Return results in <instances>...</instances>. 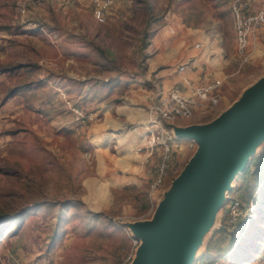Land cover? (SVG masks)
Returning <instances> with one entry per match:
<instances>
[{
    "label": "rangeland",
    "instance_id": "obj_1",
    "mask_svg": "<svg viewBox=\"0 0 264 264\" xmlns=\"http://www.w3.org/2000/svg\"><path fill=\"white\" fill-rule=\"evenodd\" d=\"M9 1L11 24L22 30L10 33L0 21V264H120L129 248L120 221L149 215L146 169L154 154L145 162L135 151L144 127H134L146 118L151 82L159 83L147 79L144 60L175 54L145 50L146 43L161 38L172 46L183 36L187 46L203 37L216 43L229 74L220 110L264 74V22L238 66L226 0H112L102 21L92 16V0ZM249 9L264 12V0H252ZM74 108L86 117L75 119ZM218 111L175 123L203 122ZM108 131L118 140L102 144L100 134ZM194 147H174L179 170ZM262 153L264 138L225 193L215 227L203 229L193 264H264V161L252 162ZM233 197L241 213L230 225Z\"/></svg>",
    "mask_w": 264,
    "mask_h": 264
},
{
    "label": "water",
    "instance_id": "obj_2",
    "mask_svg": "<svg viewBox=\"0 0 264 264\" xmlns=\"http://www.w3.org/2000/svg\"><path fill=\"white\" fill-rule=\"evenodd\" d=\"M164 125L174 138L191 139L195 147L149 216L120 221L138 239L128 264H193L203 229L209 223L215 227L225 193L264 138V74L210 119Z\"/></svg>",
    "mask_w": 264,
    "mask_h": 264
},
{
    "label": "built area",
    "instance_id": "obj_3",
    "mask_svg": "<svg viewBox=\"0 0 264 264\" xmlns=\"http://www.w3.org/2000/svg\"><path fill=\"white\" fill-rule=\"evenodd\" d=\"M233 24L234 33V53L239 58L238 66H241L249 59V37L264 22V12L262 9L250 10L252 0H226ZM112 0H92V16L98 20H103V13ZM16 11L22 15L25 12L24 4L19 3ZM167 10L163 17L168 18ZM201 43L195 42L194 47ZM186 63L176 66L175 72H182ZM229 74L208 75L202 81L192 84L185 76L180 77L179 85L168 87L154 86V93L146 108V118L140 121L144 127V132L139 143L135 146V151L141 153L143 161H148V157L153 155L154 163L146 169L149 181L146 189V199L148 202L147 213L150 214L165 184L169 182L179 171L178 163L175 160L174 147L180 142L186 143L187 147H194L195 142L191 139H177L172 136L170 129L164 122H173L180 118L191 117L194 113L207 114L218 111L224 99L223 83ZM75 119L86 117L80 109H73ZM240 201L233 197L228 199L226 207V221L233 224L240 215ZM149 216V215H148ZM129 248L121 255L120 264H128L138 239L131 236L128 231ZM207 264H217L215 259Z\"/></svg>",
    "mask_w": 264,
    "mask_h": 264
},
{
    "label": "crops",
    "instance_id": "obj_4",
    "mask_svg": "<svg viewBox=\"0 0 264 264\" xmlns=\"http://www.w3.org/2000/svg\"><path fill=\"white\" fill-rule=\"evenodd\" d=\"M172 15L168 16V18L163 17V19L166 21L165 27L166 25L169 26L167 27V30L169 31L168 33H172L173 31L172 27L169 25V22H172ZM184 28L185 31L191 30L190 27ZM205 38L206 37L194 38L192 40L193 42L190 43L191 46H187L188 43L183 44V40L186 39V36H183V39H178L175 43L172 44V46L169 45L170 43L168 42V40H161V38L153 40L152 43H146L145 50L146 48H148L149 51H151V47L157 49L161 47L164 50L168 48L173 49L175 53L173 57H170L168 53L164 55L161 52L155 54L153 53V56L146 55L144 62L148 64L145 73L147 79H149V81L154 80L156 83L158 82V86L168 87L170 85H179L181 76H185L192 84H194L202 81L206 76L211 74L222 75L224 71L221 69V60L218 59L220 53H217L220 48L218 47V45H216V43L215 46H212L209 40ZM195 42L201 43L200 46L204 47V49L201 47H194L193 44ZM194 50L197 51L196 55H194ZM175 56H177V59L176 61H173L175 60ZM180 63H186V65L184 66L182 72L176 73L175 68ZM152 83L153 82H151V84ZM140 118L143 120L145 119L143 115H141ZM140 121L137 122V125H135L134 128H143L142 125H138L140 124ZM110 136L115 137L117 140L119 137L114 131L102 132L100 134V141L102 142V144H104V142H106V139H108Z\"/></svg>",
    "mask_w": 264,
    "mask_h": 264
},
{
    "label": "trees",
    "instance_id": "obj_5",
    "mask_svg": "<svg viewBox=\"0 0 264 264\" xmlns=\"http://www.w3.org/2000/svg\"><path fill=\"white\" fill-rule=\"evenodd\" d=\"M13 13H14L13 6L10 3V1L9 0H0V21L3 25L2 27L7 28V30L10 33H18L22 29L18 26H14V27L12 26L11 19H12ZM263 161H264V153L260 154L259 156L254 157V159L252 160L253 163L259 162V164L262 163ZM246 170H247V168H246ZM10 217L13 219L14 215L11 214ZM243 220H244V218H243ZM245 220H247V219H245ZM245 220H244V222H245ZM242 226H244V223L241 226H239V228ZM244 231H245V228L243 229V231H240V235L243 236ZM244 245H246V243Z\"/></svg>",
    "mask_w": 264,
    "mask_h": 264
}]
</instances>
